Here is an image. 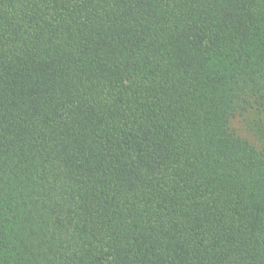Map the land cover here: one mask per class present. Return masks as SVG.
I'll use <instances>...</instances> for the list:
<instances>
[{"label": "trees", "instance_id": "trees-1", "mask_svg": "<svg viewBox=\"0 0 264 264\" xmlns=\"http://www.w3.org/2000/svg\"><path fill=\"white\" fill-rule=\"evenodd\" d=\"M0 264H264V0H0Z\"/></svg>", "mask_w": 264, "mask_h": 264}, {"label": "rangeland", "instance_id": "rangeland-1", "mask_svg": "<svg viewBox=\"0 0 264 264\" xmlns=\"http://www.w3.org/2000/svg\"><path fill=\"white\" fill-rule=\"evenodd\" d=\"M234 125H235V128H236V129H238V127H239V129H241L244 133H246V132L244 131V129H243V123H242L241 120H240V121L237 120V121L235 122Z\"/></svg>", "mask_w": 264, "mask_h": 264}]
</instances>
